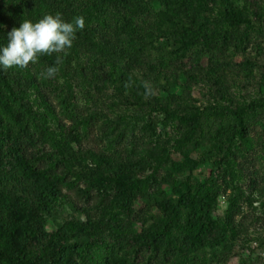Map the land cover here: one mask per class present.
Segmentation results:
<instances>
[{"label":"rangeland","instance_id":"1","mask_svg":"<svg viewBox=\"0 0 264 264\" xmlns=\"http://www.w3.org/2000/svg\"><path fill=\"white\" fill-rule=\"evenodd\" d=\"M123 1L79 0L92 7L73 46L50 55L40 72L38 61L27 67L55 114L56 139L29 122L15 125L0 86V119L30 136L24 156L38 168L54 165L60 178L44 231L88 229L94 241L75 232L68 242L77 264H264V0H245L257 15L238 26L221 0L206 1L201 13L186 0ZM25 2L13 14L0 0L6 40L23 20L40 19ZM42 4L41 17L54 7ZM49 66L57 68L51 78ZM160 108L199 120L151 131ZM205 194V235L193 243L179 201ZM171 217L175 226L162 233Z\"/></svg>","mask_w":264,"mask_h":264},{"label":"trees","instance_id":"2","mask_svg":"<svg viewBox=\"0 0 264 264\" xmlns=\"http://www.w3.org/2000/svg\"><path fill=\"white\" fill-rule=\"evenodd\" d=\"M43 1L26 0L27 7L30 8V4H35L38 8L33 17L41 18L38 11L41 9L40 5H44ZM54 1L47 0L49 4L54 5L52 10L47 13L53 15L59 13L66 21L76 16L75 11L85 13L86 8L92 7L89 3L85 4L87 6L81 5L82 2L79 0ZM56 1H60V3L56 4ZM113 1L120 6H127V1ZM206 1L212 0H186L187 8L191 13H201L205 11ZM7 2L10 12L15 14L18 11V2L20 3L21 0H7ZM221 2L225 6L224 12L227 14L231 26L250 24L248 17L253 13L254 16L257 15L245 0L241 8H233L230 0H221ZM62 5H65V8H61ZM84 16L86 13L83 14ZM6 44L7 40L0 32V45ZM49 57L50 55L39 57L37 65L39 72ZM39 84L27 68H11L7 71H0V86L3 88V92L9 95L2 102L4 113L13 120L15 125L29 122L33 131L36 129L37 133L50 140L56 134V131L51 128V125L56 122L55 114L41 94L42 90ZM137 87V93H147L145 87L139 85ZM20 110H23L22 114L24 115H19ZM159 113H162L164 117L160 118L157 115L147 122L151 131L156 130L159 124L166 122L178 121L196 124L199 120L198 116H179L165 108H160ZM238 120L242 121V117L237 116ZM58 136L59 134H57ZM24 137L30 139L28 134H14L10 126L4 124L0 119V264L3 262L4 264H77L72 258L76 249L68 244L73 233L82 232L91 241H94V238L89 236L88 229L77 224L66 226L55 233L44 231L43 225L46 216L50 215L53 207L61 198L58 187L60 178L55 174L54 165L38 168L24 156L22 152ZM54 139L56 138L54 137ZM73 141L76 142V139L74 138ZM223 159L229 163L226 156H223ZM120 175V178L125 176L124 173ZM210 201L211 197L208 194L199 198L195 203L189 198H182L179 201V204L186 206L189 210L185 224L187 225V235L193 243L205 235V222ZM174 222L175 218L171 217L164 225L162 233H168L171 227L175 226ZM88 264L96 263L92 260Z\"/></svg>","mask_w":264,"mask_h":264},{"label":"clouds","instance_id":"3","mask_svg":"<svg viewBox=\"0 0 264 264\" xmlns=\"http://www.w3.org/2000/svg\"><path fill=\"white\" fill-rule=\"evenodd\" d=\"M85 27L80 15L66 21L61 14L49 13L33 22L25 19L19 27L7 33V44L0 45V71L11 68L25 69L35 64L42 55L62 53L73 46L76 33ZM57 56V63L60 62ZM57 68L49 66L47 77H54Z\"/></svg>","mask_w":264,"mask_h":264}]
</instances>
